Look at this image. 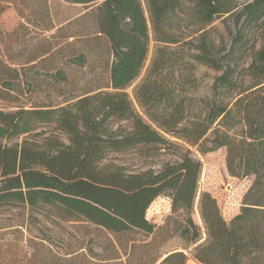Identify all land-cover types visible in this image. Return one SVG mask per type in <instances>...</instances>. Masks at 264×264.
<instances>
[{
	"label": "trees",
	"instance_id": "trees-1",
	"mask_svg": "<svg viewBox=\"0 0 264 264\" xmlns=\"http://www.w3.org/2000/svg\"><path fill=\"white\" fill-rule=\"evenodd\" d=\"M63 1L100 3L97 34L112 57L108 81L57 106L0 110V207L49 206L113 234L152 235L146 212L166 197L165 228L183 247L149 264H186L191 247L197 264H264V50L247 67L238 65L244 25L264 24V0H246L238 13L226 0H144L148 19L139 0ZM186 4L194 27L188 35L179 19ZM217 21L229 47L224 37L212 38ZM71 57L74 65L84 63ZM24 79L3 68L0 99L19 93ZM169 146L180 150L178 158L159 170L127 172L107 162L114 154ZM219 149L231 178L251 180L229 221L210 193L198 192L202 167L191 152Z\"/></svg>",
	"mask_w": 264,
	"mask_h": 264
},
{
	"label": "rangeland",
	"instance_id": "rangeland-1",
	"mask_svg": "<svg viewBox=\"0 0 264 264\" xmlns=\"http://www.w3.org/2000/svg\"><path fill=\"white\" fill-rule=\"evenodd\" d=\"M139 1L148 19L145 1ZM245 1L226 0V3L237 6L234 13H238ZM99 5H72L63 0H0V73L3 68H12L26 81L19 93L6 100L0 99L1 111L57 106L86 89L93 91L107 83V64L112 57L106 39L97 34ZM190 12L188 4L179 11L180 28L185 35L194 28L190 25ZM211 28L213 39L224 37L220 22H215ZM243 29L246 52L238 65L247 67L251 56L264 50V24H245ZM224 42L229 47L226 37ZM153 48L154 43L150 41L145 68ZM71 54L80 56L78 60L84 58V63H70L75 59ZM144 72L145 69L127 89L129 95ZM58 73L60 75L55 77ZM205 74V70L198 73L202 83L210 80ZM191 152L192 158L202 167L198 192L210 193L223 218L229 221L239 213L251 180H238L228 175L225 149L205 155L195 150ZM179 153L180 150L172 146L138 149L111 155L107 162L137 173L159 170L163 164L175 162ZM169 215L170 201L159 197L146 212V219L155 225L152 235L138 231L113 234L88 222L65 219L49 206L32 210L20 206L0 207V264H149L183 247L178 237L171 235V229L165 228ZM192 219L201 227L197 211ZM191 249L185 251L186 264H194Z\"/></svg>",
	"mask_w": 264,
	"mask_h": 264
},
{
	"label": "crops",
	"instance_id": "crops-1",
	"mask_svg": "<svg viewBox=\"0 0 264 264\" xmlns=\"http://www.w3.org/2000/svg\"><path fill=\"white\" fill-rule=\"evenodd\" d=\"M196 262H194V264H195ZM197 264V263H196Z\"/></svg>",
	"mask_w": 264,
	"mask_h": 264
}]
</instances>
